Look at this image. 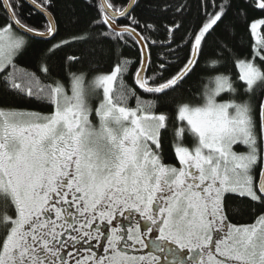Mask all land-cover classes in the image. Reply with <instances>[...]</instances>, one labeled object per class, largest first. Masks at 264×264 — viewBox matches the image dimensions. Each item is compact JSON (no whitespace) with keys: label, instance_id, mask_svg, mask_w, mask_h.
<instances>
[{"label":"snow or ice","instance_id":"1","mask_svg":"<svg viewBox=\"0 0 264 264\" xmlns=\"http://www.w3.org/2000/svg\"><path fill=\"white\" fill-rule=\"evenodd\" d=\"M27 3L39 26L22 19L20 0H0V264H264V0H247L260 17L241 13L243 55L215 38L232 0H199L174 73L182 24L152 39L135 0H95L88 26L59 40L56 0ZM26 37L50 44L34 70L17 63ZM210 41L218 59L201 75ZM129 42L135 63L116 56L107 70L67 75L50 66L77 43L99 63ZM151 45L166 49L159 63ZM194 77L196 91L172 96ZM234 203L250 223L230 220Z\"/></svg>","mask_w":264,"mask_h":264},{"label":"trees","instance_id":"2","mask_svg":"<svg viewBox=\"0 0 264 264\" xmlns=\"http://www.w3.org/2000/svg\"><path fill=\"white\" fill-rule=\"evenodd\" d=\"M23 5L20 9L22 19L31 26H39L41 24V16L32 8L25 0H20ZM95 0L90 4L88 0H56L55 8L56 15H58L63 21L62 30L57 40L62 38H68L70 34H80V29L86 28L93 17L96 16V9L94 7ZM123 4L124 0H120ZM137 6L133 12V15L141 20L154 25V31L150 33L152 39L164 40L166 36V26H170L173 20L180 22L182 28L179 32L175 33V43L172 47L176 48V54L179 60H175L173 65L169 67V72L174 73L179 65L180 60H183L186 50L177 48V44H182L181 37L184 35V29H189L197 23L199 19L198 5L199 0H137ZM179 5H186L187 11L182 15L175 12V8ZM247 10V16L249 19L258 18L262 15L259 10H252L247 8V0H232V7L227 14L225 23L217 30L215 38L217 40H223L228 43L229 47H232L234 51L243 55L248 46L249 34L245 25L244 19L241 13ZM79 19V25L68 23L75 19ZM0 23H3V9L0 8ZM121 23H127V21H121ZM29 40L30 47L25 55L17 59V63L24 68L34 70L33 66L38 62L40 57L44 54L45 49L50 46L42 38L26 37ZM91 45L77 43L69 47H65L62 51L58 50L56 55L50 61V66L54 68L57 73L67 75L69 72H89L93 69H99L101 71L107 70V67L112 59L116 56H120L134 63L138 57V47L129 42L127 45H120L112 51L106 50L105 56L99 63H92L93 59H100L99 57H91L89 55ZM214 45L210 41L208 49L205 52L204 57L201 60V65L198 74H207V70L212 67L211 61L218 59L213 52ZM149 51L152 55L154 63H159V58L165 54L166 49L158 45H151ZM78 55L81 57L80 62H69L67 56ZM171 59V57H170ZM219 71H226L222 66H217ZM166 75L168 73H165ZM196 81V77L192 81H189L179 89L177 92L172 93V96L180 98L182 95L187 96L188 92L185 89H191L196 91L193 86ZM131 83V81H129ZM150 98V97H145ZM13 103L18 104L20 107L30 108L37 111H47L36 104H29L9 98ZM233 209H240L239 212H233L230 215V220L233 223H250L252 221V215L245 206H241L238 203L232 204Z\"/></svg>","mask_w":264,"mask_h":264},{"label":"water","instance_id":"3","mask_svg":"<svg viewBox=\"0 0 264 264\" xmlns=\"http://www.w3.org/2000/svg\"><path fill=\"white\" fill-rule=\"evenodd\" d=\"M27 2V0H25ZM137 0H135V3H136ZM29 4V3H28Z\"/></svg>","mask_w":264,"mask_h":264},{"label":"rangeland","instance_id":"4","mask_svg":"<svg viewBox=\"0 0 264 264\" xmlns=\"http://www.w3.org/2000/svg\"><path fill=\"white\" fill-rule=\"evenodd\" d=\"M240 150H243V149H240Z\"/></svg>","mask_w":264,"mask_h":264}]
</instances>
